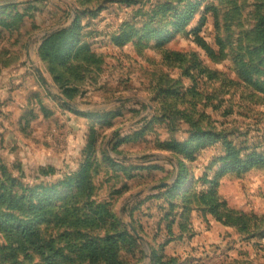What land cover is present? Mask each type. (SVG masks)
Here are the masks:
<instances>
[{
    "label": "rangeland",
    "instance_id": "1",
    "mask_svg": "<svg viewBox=\"0 0 264 264\" xmlns=\"http://www.w3.org/2000/svg\"><path fill=\"white\" fill-rule=\"evenodd\" d=\"M263 43L264 0H0V264H264Z\"/></svg>",
    "mask_w": 264,
    "mask_h": 264
},
{
    "label": "trees",
    "instance_id": "2",
    "mask_svg": "<svg viewBox=\"0 0 264 264\" xmlns=\"http://www.w3.org/2000/svg\"><path fill=\"white\" fill-rule=\"evenodd\" d=\"M263 47H264V43H263ZM262 49H264V48H262ZM258 158L261 161H264V156L263 157H259L258 156ZM237 161L238 160L233 157V162L232 163H234V162L236 163ZM17 230H18V234H19L20 237L23 236L25 238H28V240L30 238H33V241H35V239L39 237L38 232L26 230V228L19 227ZM109 241H110V239H109ZM31 243H33L36 247L39 246V243H37V242H31ZM92 245H93V248L90 245L89 249H91L93 251V254H94V257H95V261L97 263L99 262V259H100V260L105 261V264H120L118 262L117 255H116V253L114 252L113 249H111L110 247L100 248V245L97 244V243H94ZM1 253H2V256H1L2 260L5 263L9 262V259L11 257L9 252L7 250H3V251H1ZM11 255L14 256L15 252H13Z\"/></svg>",
    "mask_w": 264,
    "mask_h": 264
}]
</instances>
